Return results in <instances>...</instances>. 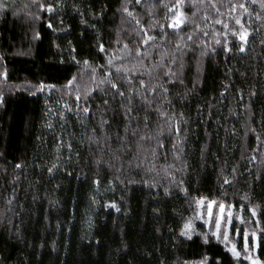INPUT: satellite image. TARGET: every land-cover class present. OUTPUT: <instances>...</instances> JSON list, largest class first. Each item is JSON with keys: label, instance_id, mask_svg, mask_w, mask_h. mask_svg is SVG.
I'll return each instance as SVG.
<instances>
[{"label": "trees", "instance_id": "trees-1", "mask_svg": "<svg viewBox=\"0 0 264 264\" xmlns=\"http://www.w3.org/2000/svg\"><path fill=\"white\" fill-rule=\"evenodd\" d=\"M3 2L0 264H264V0Z\"/></svg>", "mask_w": 264, "mask_h": 264}, {"label": "snow or ice", "instance_id": "snow-or-ice-1", "mask_svg": "<svg viewBox=\"0 0 264 264\" xmlns=\"http://www.w3.org/2000/svg\"><path fill=\"white\" fill-rule=\"evenodd\" d=\"M201 2H202V0H201ZM136 3H140V0H136ZM183 3H184V0H177V4L173 6V7L177 8V12H176V15L172 17L173 22L169 24V27L179 28L180 25L183 24L185 22V20L187 19V17H185L184 13L182 11H180V7L183 5ZM192 3H193V6H195L196 0H192ZM4 7H6V5L4 4L3 0H0V10H2ZM240 7H244V6L240 5ZM49 10L51 11V6H49ZM124 11L128 12V9L124 8ZM169 11H171V9H169ZM128 15L131 16L132 13L128 12ZM193 15H195V13H193ZM217 22L219 23V21H217ZM137 23H139V21H137ZM237 23H239V20H237ZM161 27H163V26H161ZM225 27H227V25H225ZM240 38H241V40H243L245 37L243 35H241ZM153 39H154V37L148 36V38L146 40H143L142 43L148 44V42L150 40H153ZM189 39H191V37H189ZM100 47H101V51H103V45H101ZM125 47H127V45H125ZM241 50H243V48H241ZM138 55H139V52H138ZM84 63L87 65L88 61H85ZM109 64H111V61H109ZM117 71L119 72V71H121V69L118 68ZM125 71H127V69H125ZM71 83H72V81H69V84H71ZM140 84L142 87H146L145 82L143 80L140 81ZM111 87L116 90V92L119 96L123 97L125 95L124 92L119 90V86L115 82H111ZM153 91H155V89H153ZM77 99H79V97H77ZM105 103H107V101H105ZM84 111L87 112L88 109L85 108ZM127 111L131 112L132 109L128 108ZM165 191H167V189ZM205 199L206 198H201V199L197 200V205L198 206L203 205ZM214 203H215L214 201H208V203H207V215L209 217V221L214 222V225H215V231L212 232L211 235L213 237H215L217 240H219L221 243H225L227 246L228 243H231L230 238H229V231L227 230V228H225V230L223 232H221V225H222V220H225V222L229 225L231 224L232 212H231V210L226 211L224 203H219V205H218L219 212L215 215V218L213 221V204ZM252 215L253 216L256 215L255 210L252 211ZM197 218H202V216L198 215ZM191 230H192V224H191V221H188L184 224V227L181 229V235H184L190 239L191 238V234H190ZM241 232L243 234L244 252L247 253L249 250V244H248L249 236H248V233L246 231H242V230H237L236 235L240 236ZM221 236H222V240H221ZM253 236H255V233H253ZM203 238H204L205 243H207L209 236L207 234H203ZM229 251H231L233 256H235V257H240V255H241V253L236 250V245L234 243H232V246L229 249ZM245 258H250V257L246 256ZM253 264H260V262L259 261H253Z\"/></svg>", "mask_w": 264, "mask_h": 264}]
</instances>
